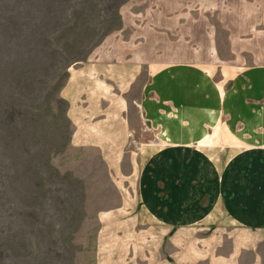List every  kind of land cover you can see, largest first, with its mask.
<instances>
[{
  "label": "crops",
  "instance_id": "crops-1",
  "mask_svg": "<svg viewBox=\"0 0 264 264\" xmlns=\"http://www.w3.org/2000/svg\"><path fill=\"white\" fill-rule=\"evenodd\" d=\"M230 3L148 0L100 73L187 264H264V63L221 82L199 61L231 49Z\"/></svg>",
  "mask_w": 264,
  "mask_h": 264
},
{
  "label": "rangeland",
  "instance_id": "rangeland-1",
  "mask_svg": "<svg viewBox=\"0 0 264 264\" xmlns=\"http://www.w3.org/2000/svg\"><path fill=\"white\" fill-rule=\"evenodd\" d=\"M36 1H55L52 8L58 25L52 47L62 57L38 52L37 17L25 12V0H0V264H96L102 214L125 208L145 219L137 205L138 146L125 148L132 161L123 162L124 177L110 180L97 149L71 147L73 127L61 91L70 68L90 60L105 40L118 34L120 13L134 0ZM230 9L232 15L220 20L225 27L230 25L231 49L216 50L214 60L205 58L207 51L199 54L200 66L221 82L250 65L264 63V0H246V17L233 15L237 1L231 0ZM72 16L77 23L70 31ZM22 22H28L27 27ZM216 29L226 40L222 24L216 22ZM161 67L152 65L151 73ZM145 76L146 71L130 105L140 142L152 139L135 104Z\"/></svg>",
  "mask_w": 264,
  "mask_h": 264
},
{
  "label": "bare ground",
  "instance_id": "bare-ground-1",
  "mask_svg": "<svg viewBox=\"0 0 264 264\" xmlns=\"http://www.w3.org/2000/svg\"><path fill=\"white\" fill-rule=\"evenodd\" d=\"M147 1L134 0L127 5L124 13H120L122 26L118 34L111 35L105 40L102 46L93 53L90 60L70 68L68 71V79L61 91L63 100L68 104L66 116L73 127L70 141L71 147L78 149H97L110 180L114 177L117 179L118 177H124L125 174L123 175L122 164L125 161H132L131 155L125 154V148L132 145V143L100 73ZM53 2L55 1L38 3L36 0H25V4H27L25 12L35 14V17H37L34 26V35L36 37V43L38 44V52L45 55L50 51L51 56L62 57L58 49L52 47V39L56 36L58 25V19L54 16V8H52L54 5ZM71 18L73 21H71L72 24L70 23V31L76 27L77 23V19L74 16ZM27 23L22 22L21 25L24 27ZM88 34H90L89 31L86 35ZM16 35L15 37H17ZM83 38L80 40H83ZM37 55L39 56V54ZM20 80L22 79L20 78ZM126 157L127 159H125ZM135 183L138 200L137 205L140 208V212L145 215V219L143 220L137 217L130 209L127 210L125 208H117V213L115 211L113 213L112 211L102 214L105 216H102V220L100 219L102 228L98 232L96 241V264H187L142 165L138 170Z\"/></svg>",
  "mask_w": 264,
  "mask_h": 264
}]
</instances>
